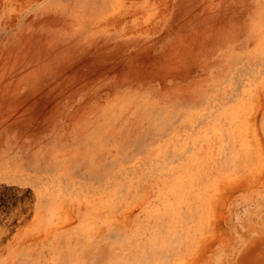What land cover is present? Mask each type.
Here are the masks:
<instances>
[{"label": "rangeland", "instance_id": "1", "mask_svg": "<svg viewBox=\"0 0 264 264\" xmlns=\"http://www.w3.org/2000/svg\"><path fill=\"white\" fill-rule=\"evenodd\" d=\"M0 264H264V0H0Z\"/></svg>", "mask_w": 264, "mask_h": 264}]
</instances>
